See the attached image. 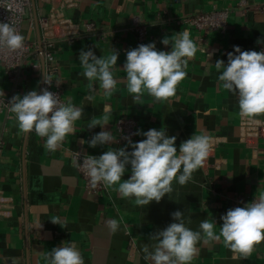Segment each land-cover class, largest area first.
Listing matches in <instances>:
<instances>
[{"label": "crops", "instance_id": "1", "mask_svg": "<svg viewBox=\"0 0 264 264\" xmlns=\"http://www.w3.org/2000/svg\"><path fill=\"white\" fill-rule=\"evenodd\" d=\"M73 2L64 15L76 22H94L116 30L115 39L98 42L94 38L66 39L56 44L58 79L63 98L71 99L84 109L82 119L75 123V132L66 137L55 152L44 147V138L33 131L22 133L11 112V118L0 117V258L3 264H48L45 259L51 249L63 242L73 243L81 252L85 264H151L145 259L143 246L154 241L149 235L174 222L171 213L184 212L186 226L199 230L202 220L216 221L235 207L237 198L248 202L264 192V137L247 147L239 138L238 97L218 87L217 60L227 63V54L234 46L242 50H258L264 43V11L255 6L264 0H55ZM245 1L252 8L242 12L235 5ZM37 19L48 16L51 0H34ZM215 7L231 11L225 35L207 36V51H197L189 61L187 76L180 82L177 95L168 102H156L143 97L142 105L135 104L127 91L123 65L126 52L139 46L131 25L146 26L149 38L141 43H155L157 50L170 51L161 40L165 36L188 30L177 26L174 19L184 15L207 12ZM196 42V34L188 30ZM22 35L37 42L33 13L30 9ZM91 49L100 58L118 52L114 78L117 91L105 96L94 84L81 75L79 55ZM39 64L40 55H39ZM21 85L14 89L0 71V89L5 96L24 95L31 90L41 91L44 73L26 61L22 66ZM89 96L92 99H89ZM107 110L109 124L104 130L114 135L115 122L120 118L134 119L138 130L166 129L176 136V147L194 133L212 137V147L203 167L193 173V180L184 186L173 182L171 196L139 208L134 199L120 198L115 191L106 190L99 198L88 196L71 160V153L83 149L88 155L99 156L108 149L125 145H104L91 148L87 141L102 129H88L89 121L102 118ZM264 119V116L258 117ZM91 136V137H90ZM137 135L135 142L145 139ZM83 140V141H82ZM83 143V144H82ZM129 151L132 149L129 147ZM130 167V166H129ZM130 170L123 179H128ZM243 207V206H240ZM116 219L119 230L113 234L106 222ZM51 220H58L54 224ZM132 248L128 250V243ZM199 254L191 264H264V244L246 260L232 259V253L222 242H203L197 245Z\"/></svg>", "mask_w": 264, "mask_h": 264}, {"label": "clouds", "instance_id": "2", "mask_svg": "<svg viewBox=\"0 0 264 264\" xmlns=\"http://www.w3.org/2000/svg\"><path fill=\"white\" fill-rule=\"evenodd\" d=\"M24 42L25 37L13 24L0 22V51L21 50ZM161 43L170 45L171 50H157L153 42L140 44L126 52L123 71L126 73L127 91L135 104L142 105L145 94L161 103L175 97L178 85L187 76L189 61L199 50L188 30L165 36ZM257 43L264 41L258 40ZM117 60L118 52L114 49L112 54L100 58L91 49L80 51L81 75L90 82V91L95 90L91 82H99L105 96L117 91L118 80L114 78ZM214 66L219 73L218 87L222 86L238 97L240 118L255 124L264 122L258 119L264 116V50H242L234 46V51L227 54V63L217 60ZM43 76L44 84L50 87L53 80ZM8 105L9 111L15 114L18 129L22 133L34 131L44 138V147L49 152H55L62 146L66 137L75 132V123L84 115L83 108L76 107L71 99L62 102L48 87L40 92L31 90L22 96L14 95ZM110 115L105 110L102 118L93 117L89 121L88 129L97 126L102 129L87 141L89 147L118 142L112 131L104 130ZM134 134L146 138L134 143L130 137H125V147L108 149L99 156L86 154L82 163L78 154L73 164L83 170L92 188L103 185L106 190L117 192L122 199H134L135 206L139 208L153 201L159 203L165 195L170 197L174 181L181 186L192 181L193 173L203 167L212 147V137L206 134L194 133L180 143L178 150L177 137L169 136L164 128H152L146 132L138 130ZM129 170L130 177L123 179ZM171 216L174 222L150 234L149 239L154 243L143 246L145 259L151 264H191L199 254L197 245L201 242H222L233 254L232 259L246 260L257 250V245L264 242V192L254 196L243 207L228 209L220 218L219 231L215 220H202L199 230H192L186 226L184 212L177 210ZM51 221L60 224L58 220ZM106 224L113 234L120 228L116 219H110ZM45 259L48 264H85L73 243L63 242L61 246L52 248Z\"/></svg>", "mask_w": 264, "mask_h": 264}, {"label": "built area", "instance_id": "3", "mask_svg": "<svg viewBox=\"0 0 264 264\" xmlns=\"http://www.w3.org/2000/svg\"><path fill=\"white\" fill-rule=\"evenodd\" d=\"M51 1L53 3L56 2L58 7H52L48 16H41L38 18L40 45L43 54L42 69L44 75L51 77L53 80L50 87L43 82L42 89L48 87L49 91L55 93L59 96L62 102H65L63 98V87L61 83H56V81H59L57 77L59 67L56 60L57 42L63 39L73 42L76 39L89 37L94 38L98 42H105L115 39L117 31L98 25L94 22L81 23L73 21L64 15V11L74 5L72 1ZM250 8H252V6L248 5L245 1L238 2L234 7V9L242 12ZM254 8L259 11H264V2ZM29 9L30 0H0V22H10L16 27L18 32L22 34L24 23L28 18ZM230 13L231 11L228 9H217L212 7V9L207 12L184 15L174 19V22L177 26L185 27L196 34V43L199 51L209 52L207 36L212 33L220 36L225 35L228 29V18ZM129 32L133 34L139 44L145 42L149 38L146 26L141 24L131 25ZM261 50H264V46L258 47L257 51ZM28 60L32 61L35 68L41 69L37 42H31L25 39L24 48L21 50L15 52H10L8 50L0 51V71L14 89H17L22 83V66ZM0 93H3L2 89H0ZM10 100L11 98L0 94V117L5 116L7 119L11 118V112L9 111L8 105ZM260 120L264 121V119ZM137 131L138 124L134 119H118L114 125V136H116L118 140L116 145H126L127 141L125 140V137H130L134 142L137 138V135L134 133ZM239 133L240 141L247 147H252L255 141L264 137V122L255 124L247 119H240ZM78 154L80 163L83 162V157L86 153L83 149L79 148L71 153L72 163L74 160H77ZM73 167L82 180L83 191L86 195L99 198L106 191L103 185L92 188L89 179L84 174L83 170L75 167L74 164ZM248 202L243 201V199L239 197L235 201V207L244 206ZM128 248V250L132 248V241H129ZM0 264H3L1 258Z\"/></svg>", "mask_w": 264, "mask_h": 264}, {"label": "water", "instance_id": "4", "mask_svg": "<svg viewBox=\"0 0 264 264\" xmlns=\"http://www.w3.org/2000/svg\"><path fill=\"white\" fill-rule=\"evenodd\" d=\"M30 3H31V9H32V13H33L34 23H35L38 52H39V55H40V62H41L42 68H43V54H42V48H41V45H40V32H39V27H38V19H37V15H36V11H35L34 0H30Z\"/></svg>", "mask_w": 264, "mask_h": 264}]
</instances>
